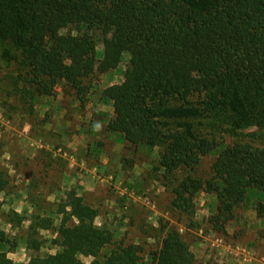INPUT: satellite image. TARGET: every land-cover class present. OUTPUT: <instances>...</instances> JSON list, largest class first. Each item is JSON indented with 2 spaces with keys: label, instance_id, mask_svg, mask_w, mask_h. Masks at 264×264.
<instances>
[{
  "label": "trees",
  "instance_id": "1",
  "mask_svg": "<svg viewBox=\"0 0 264 264\" xmlns=\"http://www.w3.org/2000/svg\"><path fill=\"white\" fill-rule=\"evenodd\" d=\"M69 28L76 34L63 33ZM0 40L20 50V78L39 95L52 96L62 83L80 102L95 69L108 73L128 53L121 83L102 91L113 109L105 131L121 133L127 147L157 148L170 182L216 154L207 178L187 174L178 181L174 207L188 208L199 191L214 194L221 228L247 190L264 192V147L218 144L193 129L199 118L264 127V0H0ZM66 198L71 220L58 227L60 251L25 264H86L78 255L91 256L89 264H140L130 245L114 244L107 229L94 225L97 212L81 196L71 191ZM256 213L264 214V204ZM35 219L32 237L48 228ZM151 256L155 264L194 263L174 231ZM0 264L12 262L0 252Z\"/></svg>",
  "mask_w": 264,
  "mask_h": 264
},
{
  "label": "rangeland",
  "instance_id": "2",
  "mask_svg": "<svg viewBox=\"0 0 264 264\" xmlns=\"http://www.w3.org/2000/svg\"><path fill=\"white\" fill-rule=\"evenodd\" d=\"M65 32L76 34L73 28ZM101 49L98 44L97 59ZM6 50L15 59L6 57ZM21 59L20 50L0 40V231L5 233L0 252L11 256L12 264L60 251L57 230L63 220L66 224L71 220L70 208L64 206L71 191L97 212L94 225L107 229L114 244L130 245L140 264H155L151 255L171 231L188 245L193 264H264V214L256 213L264 204V192L247 190L233 218L219 228L214 194L199 191L190 206L181 209L174 207L172 193L187 174L207 178L215 153L203 157L193 171H179L175 181H166L157 148L127 147L121 133L106 132L96 112H88L103 99L106 87L121 83L128 53L108 73L100 75L95 69L85 81L92 87L83 102L62 83L52 96L39 95L21 80ZM61 111L70 122L64 133L75 135L83 148L62 145V128L59 134L53 132ZM193 124L197 133L218 144L264 147V127L237 128L213 118H199ZM36 217L46 220L48 228L32 237L28 229ZM78 258L86 264L92 260Z\"/></svg>",
  "mask_w": 264,
  "mask_h": 264
},
{
  "label": "crops",
  "instance_id": "3",
  "mask_svg": "<svg viewBox=\"0 0 264 264\" xmlns=\"http://www.w3.org/2000/svg\"><path fill=\"white\" fill-rule=\"evenodd\" d=\"M90 106L91 105H89V104H88V106H86L87 111L90 110ZM88 112H91L90 113L91 115H92V113L96 112L97 117L102 119V123L104 125H106L108 119L111 117V115L113 113V109H112L111 103L109 101H104V99H102L99 104L95 105V107L93 109H91V111H88ZM63 115H64V113H62V111L59 112V119L60 120L56 119V121H54V122H56V124L54 125L53 132L56 134H59V129L62 128L63 129L61 132L62 133L61 134L62 145H67L68 148L71 150H74V148L76 150H78L79 148H83V145L81 143L76 144V142L74 140L75 135L71 138L66 133H64L69 128L70 122L64 120ZM90 120L92 121L91 122L92 124H97L96 120L94 122V120L91 117H90L89 121ZM83 135L78 136V138L80 139V142H83V139L85 138ZM63 175H65V174H63Z\"/></svg>",
  "mask_w": 264,
  "mask_h": 264
},
{
  "label": "clouds",
  "instance_id": "4",
  "mask_svg": "<svg viewBox=\"0 0 264 264\" xmlns=\"http://www.w3.org/2000/svg\"><path fill=\"white\" fill-rule=\"evenodd\" d=\"M17 211H19V209H17ZM8 258H12L11 256H9Z\"/></svg>",
  "mask_w": 264,
  "mask_h": 264
}]
</instances>
